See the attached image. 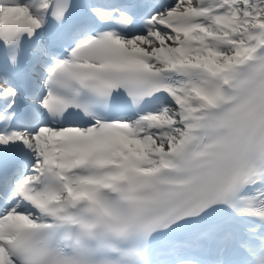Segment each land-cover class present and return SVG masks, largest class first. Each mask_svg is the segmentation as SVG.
<instances>
[{"label": "snow or ice", "instance_id": "obj_1", "mask_svg": "<svg viewBox=\"0 0 264 264\" xmlns=\"http://www.w3.org/2000/svg\"><path fill=\"white\" fill-rule=\"evenodd\" d=\"M0 264H264V0H0Z\"/></svg>", "mask_w": 264, "mask_h": 264}]
</instances>
